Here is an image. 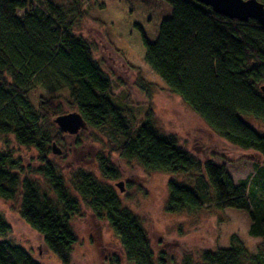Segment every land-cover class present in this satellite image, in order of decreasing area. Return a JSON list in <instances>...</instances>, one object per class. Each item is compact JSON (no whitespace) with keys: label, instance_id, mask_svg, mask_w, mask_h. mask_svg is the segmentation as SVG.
<instances>
[{"label":"trees","instance_id":"obj_1","mask_svg":"<svg viewBox=\"0 0 264 264\" xmlns=\"http://www.w3.org/2000/svg\"><path fill=\"white\" fill-rule=\"evenodd\" d=\"M61 1L0 0V139L7 148L0 149V197L19 198V215L63 264L72 260L77 236L71 219L80 214L81 200L109 223L132 264H264V246L253 251L236 234L229 246L205 250L198 260L190 252L179 263L164 251L156 256L142 220L122 205L112 185L83 169L69 182L50 159L62 131L52 135L49 117L64 112L39 92L67 91L89 127L106 128L118 139L112 151L121 158L150 171L191 173L193 186L168 182V212L190 214L210 204L237 209L248 214L249 233L264 239V183L254 185L264 169V134L243 118L264 122V25L254 18H229L196 0H165L172 6L166 19L142 0H94L103 18L216 134L262 155L255 171L235 183L223 165L202 162L175 136L161 133L150 113L129 123L108 96L112 81L91 44L74 31L88 0ZM10 138L36 148L42 181L21 176ZM98 159L106 178L120 177L110 156L100 153ZM10 230L0 213V264H41L4 238Z\"/></svg>","mask_w":264,"mask_h":264},{"label":"rangeland","instance_id":"obj_2","mask_svg":"<svg viewBox=\"0 0 264 264\" xmlns=\"http://www.w3.org/2000/svg\"><path fill=\"white\" fill-rule=\"evenodd\" d=\"M142 1L151 3L163 19L172 15V6L165 0ZM61 2L71 4L74 0ZM74 31L91 44L95 59L112 81L108 96L124 110L131 125L142 121L150 113L161 133L175 136L183 149L202 162L211 160L223 165L235 183L246 179L255 171V165L263 162L259 152L241 149L216 134L180 95L172 92L96 10L94 0L84 4L83 16L76 17ZM39 92L47 98L53 97V105L64 113L77 111L68 101L67 91L58 94L44 90ZM49 111L52 112L51 109ZM243 118L264 134L263 121L250 115H243ZM54 119L49 117L52 135L60 131ZM60 138V141L54 142L61 154L52 152L49 156L60 172L70 182L76 172L83 169L112 185L122 205L142 220L156 256L164 251L168 259L179 263L183 255L190 252L198 260L205 250L229 246L233 234L238 235L253 251L258 246H264L263 238L249 233L251 220L244 211L220 209L210 204L190 214L168 212V182L173 179L193 186L194 177L191 173L146 170L136 160L121 158L112 151L118 139L108 129L88 127L77 134L61 132ZM9 144L15 158L22 164L21 176L42 181V177L36 173L40 165L36 148L22 146L11 138ZM0 149H7L2 139ZM100 153L111 157L120 171L119 178L112 180L102 174L98 159ZM119 181H124V191L116 185ZM262 183L264 169L258 173L254 185L260 186ZM18 205L19 198L7 200L0 197V213L11 225L10 232L4 238L22 245L41 264H63L45 245L43 236L21 218ZM71 223L77 241L70 264H132L126 259L112 227L106 220L98 218L85 201L81 200V212L72 217Z\"/></svg>","mask_w":264,"mask_h":264},{"label":"water","instance_id":"obj_3","mask_svg":"<svg viewBox=\"0 0 264 264\" xmlns=\"http://www.w3.org/2000/svg\"><path fill=\"white\" fill-rule=\"evenodd\" d=\"M207 6H210L215 12L225 15L229 18L246 21L249 18L257 19L264 25V4L259 0H196ZM264 90V84L262 85ZM54 122L60 130L69 134H77L80 130L87 129L88 123L80 112L74 111L64 113L55 117ZM52 152L61 154L57 143H52ZM116 185L121 191H124V181H119Z\"/></svg>","mask_w":264,"mask_h":264}]
</instances>
